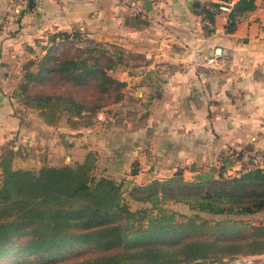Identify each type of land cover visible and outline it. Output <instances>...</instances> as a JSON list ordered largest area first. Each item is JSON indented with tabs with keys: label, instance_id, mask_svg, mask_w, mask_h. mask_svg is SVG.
<instances>
[{
	"label": "crops",
	"instance_id": "obj_1",
	"mask_svg": "<svg viewBox=\"0 0 264 264\" xmlns=\"http://www.w3.org/2000/svg\"><path fill=\"white\" fill-rule=\"evenodd\" d=\"M224 1L230 12L219 8ZM236 1L138 0L134 17L130 0H0V147L11 142L19 150L14 167L32 168L22 160L45 150L50 129H64L59 137L74 142L77 161L89 150L127 154L139 163L137 176L158 162L172 174L184 163L264 153V0L232 14ZM207 8L213 10L210 29ZM73 29L124 50L127 66L116 72L125 81L124 97L97 111L88 125L61 119L52 126L20 104L13 90L22 63L44 51L48 36ZM217 45L225 64L207 68L204 59Z\"/></svg>",
	"mask_w": 264,
	"mask_h": 264
},
{
	"label": "trees",
	"instance_id": "obj_2",
	"mask_svg": "<svg viewBox=\"0 0 264 264\" xmlns=\"http://www.w3.org/2000/svg\"><path fill=\"white\" fill-rule=\"evenodd\" d=\"M254 5L237 0L232 14ZM205 11L212 21L213 10ZM83 36L79 29L53 32L44 52L22 63L13 96L48 125L64 115L70 126L88 125L124 97L125 81L114 75L124 50L89 36L80 45ZM18 153L11 142L0 147V264H195L264 255V221L233 216L264 212V166L247 168L249 158L224 156L218 175L194 179L181 167L133 183L126 196L122 181L93 174L92 150L82 161L38 169L14 167ZM238 161L240 168L224 175ZM129 200L150 205L131 209ZM167 202L230 216L174 219Z\"/></svg>",
	"mask_w": 264,
	"mask_h": 264
},
{
	"label": "rangeland",
	"instance_id": "obj_3",
	"mask_svg": "<svg viewBox=\"0 0 264 264\" xmlns=\"http://www.w3.org/2000/svg\"><path fill=\"white\" fill-rule=\"evenodd\" d=\"M84 38L81 40H77V43L80 45H83L87 42V39ZM47 44V43H46ZM44 52V51H43ZM41 52L37 55H40ZM127 63L123 62L120 64L117 68V70L114 71V75L116 76V72L121 69L122 67H126ZM21 75V74H20ZM19 80V79H18ZM124 87V86H123ZM123 90V88H122ZM31 112H33L34 116L37 118L40 117L37 113V110L29 109ZM63 124L64 122L68 125V122L66 120V116L64 115L62 118ZM117 122L120 123L119 117L116 119ZM69 126V125H68ZM53 130V131H52ZM51 134L48 132L49 137V143H46L45 150H42V146L40 148H36L34 150V155H28V159H23L22 161L30 165L32 169H37V166L42 163H48V158L55 163V164H63V163H74L77 161V154L74 149V142L69 140V138L65 137L66 133L65 130L62 129L61 131L58 130L56 132L55 129H50ZM63 134L62 137H59L60 133ZM120 146V143L117 142L116 144L113 143L112 145H109V148L111 151H114L115 148ZM76 147V146H75ZM43 151L46 152L45 159L42 157ZM87 153V152H86ZM85 153V154H86ZM114 153V152H113ZM66 155H68L66 157ZM127 155V154H126ZM125 155V157H105L101 155L95 156V166L93 168V174L100 176V175H106L109 177H113L114 179L118 181H122L123 183V189L124 194L127 196L128 188L135 183V181L138 179L140 182L145 181L146 179H152L154 177L156 178H164L169 175H171V171L167 169H162V164L158 162V167L155 168L154 164L151 163V160L146 162L145 165H151L150 167H146L144 171H151L149 174L146 175H135V171H138L139 169V163L135 162L134 159L128 158ZM85 156V155H84ZM21 164H23L21 161H19ZM201 162V163H200ZM186 165L183 166L182 173L185 178L187 179H194L198 176L203 175H218L220 169H221V162L219 159H213L211 161H199V163H196L195 161L184 163ZM143 165V167L145 166ZM160 166V168H159ZM181 165H178L180 167ZM240 162H236L233 167L227 168L226 172H224V175L226 174H234L239 168H240ZM129 205L131 209H136L138 207H148L149 203H143V202H135L129 200ZM164 207H166L167 212H170L174 219H184L188 216H194L197 218H208V219H217L224 216H230L227 214H214L206 211H200L198 209L192 208L188 203L183 202H167L163 204ZM153 212H156V209L153 210ZM235 217H240L247 219L251 222L258 223L261 221H264V215L263 211L257 212L254 214H247V215H233ZM259 262L264 263V255L257 256V255H234L232 257H218L217 259L213 260H204L199 261L195 264H258Z\"/></svg>",
	"mask_w": 264,
	"mask_h": 264
},
{
	"label": "built area",
	"instance_id": "obj_4",
	"mask_svg": "<svg viewBox=\"0 0 264 264\" xmlns=\"http://www.w3.org/2000/svg\"><path fill=\"white\" fill-rule=\"evenodd\" d=\"M130 3H131V6L134 12H139L140 7L137 4L138 0H130ZM219 8L225 12L231 11V5L227 1L221 2L219 5ZM204 22L209 28L213 27L212 21L205 19ZM203 63L207 68H210V69L223 67L225 64L223 48L219 45L213 47L210 53L205 57ZM248 158L250 160V163L248 164L247 168L264 166V153L255 152L245 159H248Z\"/></svg>",
	"mask_w": 264,
	"mask_h": 264
},
{
	"label": "water",
	"instance_id": "obj_5",
	"mask_svg": "<svg viewBox=\"0 0 264 264\" xmlns=\"http://www.w3.org/2000/svg\"><path fill=\"white\" fill-rule=\"evenodd\" d=\"M193 4H196V5H198L199 3H198V2H193Z\"/></svg>",
	"mask_w": 264,
	"mask_h": 264
}]
</instances>
